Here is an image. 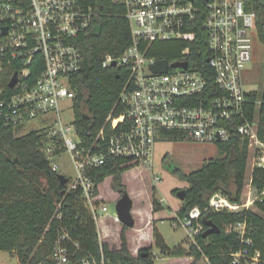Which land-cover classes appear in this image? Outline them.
<instances>
[{
  "label": "built area",
  "instance_id": "2783aa9c",
  "mask_svg": "<svg viewBox=\"0 0 264 264\" xmlns=\"http://www.w3.org/2000/svg\"><path fill=\"white\" fill-rule=\"evenodd\" d=\"M124 8L130 25L132 43L118 59L107 56L104 67L124 68L128 79L119 103L125 108L119 117L107 118L92 146L85 147L74 120L66 123L60 103L67 99L73 110L76 93L70 77L82 70L85 58L79 46L99 17L98 9L80 0H0V116L7 127L14 129L26 123L54 115L49 132L61 142L76 169L75 180L68 182L66 193L81 191L85 207L98 223L104 221L107 205L91 173L109 159L125 161L122 167L152 168L155 145L164 134L177 132L185 140L226 144L239 137L247 147L251 175L264 169V141L259 138L258 121L251 120L248 107L252 103L242 77L252 61L251 33L258 31L257 0H113ZM206 34L209 70L213 71L214 89L208 92L205 75L190 68L188 58L197 34L192 27L197 19ZM174 41L181 47L180 59L169 64L188 63V68L170 67L155 73L151 67L159 60L149 55L154 43ZM36 56L43 59V70L33 84L28 80ZM17 75L13 88L10 83ZM217 94V95H216ZM261 104L260 101H255ZM56 145L51 141L44 152L53 171L59 172L55 159ZM159 180V178H157ZM101 187V186H99ZM264 196V192L262 193ZM257 197L246 204L234 203L215 194L205 209L193 207L187 217H177L175 228L187 232L188 241L198 246L205 232L202 216L213 211L239 212L248 209ZM61 206V205H60ZM56 217L61 219V215ZM120 223L118 216L113 218ZM236 233L244 248L233 254V263L256 264L259 252L250 255L252 240L246 223L228 226ZM100 243L102 238L99 235ZM70 245V246H69ZM54 264H107L103 252L97 257L84 252L72 241L66 228L55 243Z\"/></svg>",
  "mask_w": 264,
  "mask_h": 264
},
{
  "label": "trees",
  "instance_id": "16d2710c",
  "mask_svg": "<svg viewBox=\"0 0 264 264\" xmlns=\"http://www.w3.org/2000/svg\"><path fill=\"white\" fill-rule=\"evenodd\" d=\"M80 1L97 8L99 14L90 31L79 39L84 66L70 77L71 89L76 93L73 101L74 125L82 145L90 147L100 130L107 125L109 115L119 117L125 110L119 99L128 72L124 68L104 67L103 62L107 56L121 57L131 45L132 38L123 7L115 5L113 0ZM255 9L258 14L256 28L264 41V0H257ZM202 20L203 17L198 18L192 27L197 38L191 44L188 61L190 68L205 75L208 92H211L214 89V74L207 62L209 52L205 45L206 34L201 27ZM153 47L150 56L174 62L180 59L183 46L169 41L154 43ZM30 67L28 82L31 85L43 70L41 56H36ZM249 98L252 101L248 107L249 118L258 121L259 138L264 141V91L251 92ZM257 100L261 104H256ZM47 133L39 130L18 137L15 129L5 126L0 116V251L14 254L19 264H54L52 254L55 243L61 236V229L66 228L72 241L79 243L84 252L97 257L103 252L107 264H155L150 249L140 250L137 256L131 253L126 237L130 228L126 226L120 234V248H112L107 242L100 243L98 228L93 215L85 207L81 191L66 193L68 183L63 185L58 178L59 172L52 169L44 148L50 141L57 147L61 142L55 137L50 140ZM163 137L184 139L177 132L166 133ZM217 147L224 154L223 158L210 159L201 169L190 174L175 169L180 179L188 184L181 190L185 191L179 212L182 218L187 217L195 206L205 209L217 193L234 203H241L248 170V149L239 137ZM56 151L57 155L63 153L58 148ZM124 163L121 159H109L104 166L91 173L98 194L99 186L110 177L114 189L121 194L127 192L122 176L133 167H122ZM251 185L257 195L253 203L255 210L218 212L209 209L202 216L205 231L208 229L205 223L211 222L220 232L207 237H203V233L198 238V246L187 241L188 248L179 246L170 249L154 229L155 245L161 255L169 258L191 257L195 262L206 258L209 264H234L232 255L241 251L244 245L239 236L228 232L227 228L232 224L246 223L252 240L250 255L259 252L256 264H264V169L254 170ZM152 204L154 212L162 209L158 200L153 199ZM56 215H61V219ZM241 264H247V260L242 259Z\"/></svg>",
  "mask_w": 264,
  "mask_h": 264
},
{
  "label": "rangeland",
  "instance_id": "374dc122",
  "mask_svg": "<svg viewBox=\"0 0 264 264\" xmlns=\"http://www.w3.org/2000/svg\"><path fill=\"white\" fill-rule=\"evenodd\" d=\"M251 37L253 40L252 61L243 73L242 83L246 91L263 92L264 41L258 31H253ZM69 104L67 99L60 103L61 114L66 123H70L74 119L73 110L68 106ZM54 119V115L42 117L15 129V132L19 137L32 131L45 130L49 136ZM57 148L61 149V146ZM223 157L224 154L215 144L198 143L185 139H162L155 145L152 168L134 167L125 172L122 176L123 184L134 202L132 215L135 220L134 227L126 231V237L130 251L132 254L134 253V256H137L140 250L150 249L155 264H192L193 262V264H209L206 258L196 262L194 258H191V262H188L186 259L164 257L153 243L152 230H157L170 249L186 246L187 232L183 228L174 227L177 216H180V206H182L180 198L174 191L178 189L181 191L188 184L180 179L175 173V169L184 174H190L201 169L208 160ZM55 161L59 166L60 174L71 181L75 180L76 169L68 152L61 153ZM251 176L250 161H248L242 204H246L249 198L255 199L257 196L250 184ZM112 180V177L107 178L100 187V194L108 209L104 218L105 222L101 221L98 226L103 232L106 231L109 234L108 237H103L102 241L107 242L112 248H120V234L123 226L113 223V218L117 215L116 205L122 194L112 187ZM153 199L158 200L162 205V209L155 213L152 211ZM250 208L255 210L252 204ZM152 219L155 221L151 226ZM106 221L108 226H106ZM0 264H19V262L14 254L0 251Z\"/></svg>",
  "mask_w": 264,
  "mask_h": 264
},
{
  "label": "water",
  "instance_id": "95a60500",
  "mask_svg": "<svg viewBox=\"0 0 264 264\" xmlns=\"http://www.w3.org/2000/svg\"><path fill=\"white\" fill-rule=\"evenodd\" d=\"M116 63L112 64V67L116 68ZM177 68V67H183V68H188V63H180V62H175L172 64H169L168 60H159L154 64L151 69L155 73H164L169 70V68ZM18 78L17 75H15L10 83V87L13 88L15 84L17 83ZM58 178L61 181L63 185L68 183V178L64 176L63 174H58ZM177 196L180 198L181 201L185 199V191H179L177 193ZM132 210H133V200L129 196V194L126 192L122 194V197L118 200L117 205H116V211H117V216L120 221V223L123 226H126L128 228H133L135 225V220L132 216ZM205 225L208 227V229L204 232L203 237H207L209 235L219 233L220 229L212 224L211 222L205 223Z\"/></svg>",
  "mask_w": 264,
  "mask_h": 264
},
{
  "label": "crops",
  "instance_id": "0c3cea01",
  "mask_svg": "<svg viewBox=\"0 0 264 264\" xmlns=\"http://www.w3.org/2000/svg\"><path fill=\"white\" fill-rule=\"evenodd\" d=\"M251 178H252V176H251ZM250 182H251V180H250ZM251 184V183H250ZM252 186V185H251ZM101 189V188H100ZM129 194V193H128ZM100 196L102 197V199H103V201H104V198H103V196L100 194ZM122 197V196H121ZM257 197V196H256ZM182 202V201H181ZM105 203V202H104ZM240 204H242V203H240ZM253 205V204H252ZM133 206H134V202H133ZM180 208H181V206H180ZM248 209H250V207L248 208ZM152 211H153V209H152ZM154 212V211H153ZM155 213V212H154ZM117 216V215H116ZM133 216V215H132ZM177 217H179V216H177ZM134 218V217H133ZM155 220L154 219H152L151 220V226L153 225V222H154ZM112 222V221H111ZM113 223H115L114 221H113ZM119 224H121V223H119ZM122 225V224H121ZM106 226H108V223H107V221H106ZM123 226V225H122ZM98 231H99V235H100V237L103 239V237L104 238H106V237H108L109 236V234L105 231V232H103L102 231V229L101 228H99V226H98ZM152 233H153V230H152ZM103 235H105V236H103ZM188 241V240H187ZM154 244H155V240H154V242H153ZM186 248H188L187 247V245L185 246ZM139 253V252H138ZM134 254V253H133ZM180 260H184V259H186L188 262H191V257H188V258H179ZM208 260V259H207Z\"/></svg>",
  "mask_w": 264,
  "mask_h": 264
},
{
  "label": "flooded vegetation",
  "instance_id": "af4514ba",
  "mask_svg": "<svg viewBox=\"0 0 264 264\" xmlns=\"http://www.w3.org/2000/svg\"><path fill=\"white\" fill-rule=\"evenodd\" d=\"M122 196V195H121Z\"/></svg>",
  "mask_w": 264,
  "mask_h": 264
}]
</instances>
